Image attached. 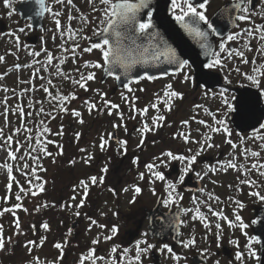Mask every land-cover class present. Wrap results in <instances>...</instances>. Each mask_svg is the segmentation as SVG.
I'll return each mask as SVG.
<instances>
[{"label":"flooded vegetation","instance_id":"flooded-vegetation-1","mask_svg":"<svg viewBox=\"0 0 264 264\" xmlns=\"http://www.w3.org/2000/svg\"><path fill=\"white\" fill-rule=\"evenodd\" d=\"M2 1L6 5L15 2L14 11L19 14L16 6L22 0ZM237 2L247 12L233 10L230 19L220 18L216 24L222 36L209 37L213 50L219 54V66L211 70L202 67L210 58L194 39L188 49H183L185 55H180L181 59L189 60L190 67L181 70L173 64L165 74H144L119 89L117 79L110 76L102 83L108 85L105 92L95 91L90 102L96 107L89 111V118L81 119V139L76 140L77 144L61 145L67 157L62 167L60 160L58 175L28 177L27 214L36 216L31 226L43 232L40 237L44 240L42 256L32 257L38 251L35 245L29 252L28 264H81L82 260L83 264H260L264 200L251 193L264 195V175H261L264 167H259L264 165V139L260 138L264 136V75L253 72V69L264 71V41L259 39L264 32L260 29L264 25V0ZM229 3L230 0H210L207 15L212 19ZM90 4L92 9L104 7L99 0H90ZM96 14L89 19L92 21ZM241 14L249 19L237 20L236 16ZM159 21L161 17L153 16L155 31L161 37ZM228 35L235 39L228 40ZM94 36H90L92 42H99L93 41ZM129 43L124 42L127 46ZM221 43L224 51L220 49ZM97 63H103V59ZM153 66L156 64L148 65ZM98 69L103 71L104 67ZM185 75H190L192 81L185 82ZM249 75H255L259 84L250 81ZM149 76L154 79H148ZM169 84L172 90L183 94L182 99H173L170 111L157 100V94L163 97ZM225 86L228 91L222 97L220 93ZM105 101L119 107L111 108ZM153 103L158 108H153ZM145 107L147 114L140 111ZM159 115L165 116L163 126L152 132L140 131L145 122L153 126L154 118ZM200 120L205 124H200ZM218 120H224L230 135L223 130H210L209 125L222 127L216 124ZM178 133L188 135V142ZM101 137L107 141L103 149ZM207 137H211L207 143L213 147L204 144L201 151ZM229 140L232 144L227 143ZM169 151L184 156L198 151L200 154L191 171L184 172L187 161L171 160L163 155ZM229 163L236 167H227ZM147 164L159 167L149 170ZM157 171L164 175L163 181L153 174ZM91 177H97V182L92 183ZM41 185L39 198L34 194ZM15 194L13 209L16 210L19 199L18 193ZM213 212L222 213L227 219ZM237 215L241 220H236ZM241 222L248 227L242 229ZM44 223L49 225L48 229L43 227ZM113 228L117 231L113 232ZM32 233L33 229L25 236V242L39 237ZM252 237L259 238L260 243H253ZM58 243L62 249L55 247ZM249 244L259 259L249 255ZM145 248L148 250L142 251ZM17 252L13 245L8 264H18ZM237 253H242L243 258L236 259ZM137 254L139 261L135 260Z\"/></svg>","mask_w":264,"mask_h":264},{"label":"rangeland","instance_id":"rangeland-1","mask_svg":"<svg viewBox=\"0 0 264 264\" xmlns=\"http://www.w3.org/2000/svg\"><path fill=\"white\" fill-rule=\"evenodd\" d=\"M46 1L48 11L44 16V38L42 29L34 30L30 20H22L15 13V2L6 5L2 1L0 5V20L7 23V30L0 31V57H3L0 60V75L3 74L0 76V227L5 244L0 249V263L3 264H8L13 245L17 247L15 257H19L18 264H28L29 252L35 245L38 251L32 257H41L40 249L44 241L40 237L43 232L31 226L36 216L27 214L26 187H19L24 197L18 204L21 209H11L4 201L10 198L11 190L18 187L17 180L28 177L30 162L34 158H39V171L43 176L53 178L58 175L60 160L62 167L67 157L61 145L77 144L81 139L80 127H83L80 121L85 116L89 118V103L95 91L105 92L108 88V85L100 83L102 70L91 67L102 58L101 53L97 49L85 51L93 43L90 36L100 28L103 13L94 11L90 0H71V3L69 0ZM96 12L97 17L91 21L89 17ZM75 30H80L81 40L77 43L69 37L71 33H77ZM34 33L38 34L39 39L32 44L26 37ZM49 56L52 57L51 62ZM5 69H9L6 75L1 73ZM93 72L95 78L87 81L86 89L72 82L79 80L81 75L87 76ZM65 76L67 86L61 96L69 97L62 105L68 111L60 109L50 113L41 107L40 93L46 86L61 85ZM73 94L75 99H71ZM21 108L23 112L19 111ZM56 108H61V105ZM74 111L79 112L80 116H75ZM53 132H56L54 136L50 135ZM8 137L12 139L9 141ZM47 138L53 139V143H47ZM45 149L47 158L44 157ZM40 191L41 188L34 195L41 198ZM17 212L21 213L20 220ZM32 229L34 237H39L34 239V245L26 246L25 236L30 235Z\"/></svg>","mask_w":264,"mask_h":264},{"label":"snow or ice","instance_id":"snow-or-ice-1","mask_svg":"<svg viewBox=\"0 0 264 264\" xmlns=\"http://www.w3.org/2000/svg\"><path fill=\"white\" fill-rule=\"evenodd\" d=\"M59 2V0H58ZM210 2V0H171V9H172V16L174 20L180 25L181 28H183L189 35L193 36L197 42L199 43L201 49H203V54L206 57L210 58V62L208 63H202V67H205L209 70L217 67L220 65L221 61L219 59V54L213 50V45L209 39L210 35L220 37L222 36V33L220 31L219 24L214 23L212 19L209 18L207 15V5ZM37 3H39L42 6V13L44 11H48V9L45 6V0H37ZM69 3H71V0H69ZM99 3L101 5H104L103 8L100 9H94V11H100L103 13V17L101 18V24L103 27L97 29L93 34L95 36L99 37V42L92 43L91 47L85 49V51L91 52L93 49L99 50V52L102 55L103 63H94L91 64V67L93 68H103L105 64L111 65L110 68L106 69L109 75H112V69L116 66H121L125 68H130L133 65L137 63H147L149 59L154 62H158L163 58L167 63L169 64H176L179 69L183 70L187 67H190L189 60L187 59H181L180 56L177 55V52L174 48L169 46L166 41L163 40L162 37H159V33L155 31V25L153 22V9L151 8V0H99ZM233 10H239L243 12H247L246 8L242 9V4L240 2H237V0H230L229 4H226L218 13V16L220 18H231V14ZM41 13V14H42ZM143 13V15H141ZM237 20H246L249 19L246 15H238L236 16ZM58 23V22H57ZM203 26V27H202ZM260 29H264V25L260 26ZM21 32L24 31L23 28L20 29ZM248 35H252L251 32H248ZM114 38V43L110 42ZM228 40H234L235 36L228 35ZM259 39L261 41H264V32L259 36ZM128 41L129 46L125 47L124 42ZM138 41H147L146 44L138 43ZM221 51L225 50V46L223 43L220 44ZM140 50L142 53H150L149 56L144 57L143 59H137L131 57L130 53L132 51ZM264 51V50H262ZM242 55V53H241ZM3 57H0V60H2ZM49 62H51L52 57H48ZM248 61H245L247 63ZM87 66V65H86ZM264 68V66H262ZM253 72H259L260 75H264V71L261 69H253ZM95 78V73H89L87 76L81 75V78L79 80H73L72 82L74 84L79 85L81 88L86 89L87 81L93 80ZM250 81H252L255 84H259V80H257L255 75H249L247 77ZM119 79V77H117ZM148 79H154V77L149 76ZM185 82L192 81V77L190 75L184 76ZM230 83V82H229ZM47 91V89H45ZM129 91L131 92L132 89L129 88ZM228 89L227 87H223L221 90L220 95L223 97L225 93H227ZM183 94L172 90V85L169 84L166 86V90L163 93V97L159 96L157 94V100H160L164 107L167 110H171L172 108V101L173 99H182ZM60 100H67L69 97L61 96L59 97ZM71 99H75V95L73 94ZM106 104H110L111 108H118L119 106L116 104H112L109 101H105ZM225 103H227V99H225ZM244 102H241V108H243ZM96 105L93 103H89V111H92L95 109ZM153 108H158V104L153 103ZM196 107H200L197 105ZM229 107H231L229 105ZM62 111H68L67 108L63 107L61 105ZM20 112H23V109H19ZM43 111V109H41ZM142 113L147 114L148 108L145 107L140 110ZM75 116L79 117L80 113L77 111H74L73 113ZM111 115V112H109ZM121 115V119H123V114ZM165 120L164 115H159L158 117L154 118L152 125L149 126L147 122L144 123V127L140 129L142 133L152 132L155 131L157 127H161L162 121ZM200 124H205V121L200 120L198 121ZM80 123H83V120L80 121ZM184 124H187L188 121H184ZM217 125H220L222 127H212L209 125L208 127L212 132H221L223 130L224 133H228L230 135L229 129L227 125L225 124L224 120H218L216 121ZM114 127H119V125H114ZM264 127V125H262ZM45 131H48V129H45ZM62 134V133H58ZM179 136L183 137L185 142H188V135L184 133H178ZM261 139H264V136L260 137ZM12 137H8V140L10 141ZM211 139V137H207L203 144H201V151L204 148V144H207V147L211 148L213 147L212 144L207 143V140ZM102 143L100 145L101 149L105 147V144L107 141L104 140L103 137H101ZM126 144L127 142H122ZM143 143V141H141ZM199 143V142H197ZM227 143L232 144V141L229 140ZM235 147V145H232ZM189 151H192L189 149ZM200 154L198 151L196 154L192 156H184V155H176L172 153L171 151L163 154L169 157L171 160H179L181 162L187 161V166L183 169L184 172L191 171V165L195 163L197 156ZM254 156H258L259 153H253ZM91 159V157H89ZM161 164L164 163L163 160L160 161ZM146 167L151 170L154 167H159V165L154 164H147ZM227 167L235 168L236 165L229 163ZM253 167H257V165H253ZM259 167H264V165H259ZM11 171V168L8 169ZM104 171H107V169H104ZM155 177L161 181L165 179L164 175L157 171L153 173ZM199 175V174H197ZM261 175H264V172L261 173ZM141 178H143V173L141 174ZM91 182L96 183L97 177H91ZM181 180H183V176L180 177ZM102 182V180H101ZM244 183H248V181H244ZM173 185L170 183L169 188H172ZM85 188H87V184H85ZM41 190H43V186L41 185ZM137 192L140 191L139 188L136 189ZM34 194V193H33ZM253 196H259L261 200H264V195H261L259 192H253L251 193ZM171 196V194H170ZM19 199V197H17ZM239 203V202H237ZM83 205V201H81V205ZM46 206V205H44ZM243 205H241L242 207ZM19 207V206H18ZM26 210V209H25ZM79 215V213H76ZM213 215L220 216L222 219H227V217H224L222 213L213 212ZM203 219V217L201 216ZM236 220H241V217L239 215L236 216ZM92 223H95V221H92ZM232 222L229 221V225L231 226ZM208 225L206 224L205 227ZM242 229L247 228L248 225L244 224L243 222L239 225ZM17 227H19V221H17ZM43 227L45 229H48L49 225L47 223L43 224ZM101 227H104L101 225ZM217 228L220 227L219 224L216 225ZM113 232H116L117 229L113 228ZM111 237H107V239H110ZM253 243H260L259 238L252 237L250 238ZM98 242V241H94ZM146 243V242H145ZM191 243H194L192 241ZM34 241H28V244L26 246H32L34 245ZM5 246L4 244V237L2 233V227H0V249H3ZM55 247L57 249H62L61 244H56ZM151 247V245H149ZM165 248H168L167 245L164 246ZM249 248V255L259 259V257L256 255V252L252 249L251 244L248 245ZM148 249L145 248L142 251H147ZM94 253V250H92ZM115 251V249H113ZM168 251L171 252V248H168ZM243 254L237 253L236 259H242ZM135 260H140V255L137 254L135 256ZM81 264H83V260L81 261Z\"/></svg>","mask_w":264,"mask_h":264},{"label":"water","instance_id":"water-1","mask_svg":"<svg viewBox=\"0 0 264 264\" xmlns=\"http://www.w3.org/2000/svg\"><path fill=\"white\" fill-rule=\"evenodd\" d=\"M155 4L158 5V9L160 12L156 13L154 12L153 16L157 15L158 17H161V21H159V24L162 25V33L161 37L164 41L167 42L169 46L172 48H177V55H185L183 52V49L189 48V43H191V40H194L195 38L191 35H189L183 28L180 27V25L174 20L173 17L170 15V5L171 0H151V8L153 10L157 9L155 7ZM18 10L22 14V18H31L32 24L36 29H38L40 26L43 25V17L45 11L42 13V6L37 3V0H27L25 2H22L19 4ZM220 10L213 16L212 20L214 23H217L220 19L218 16V13ZM42 13V14H41ZM143 13H141L142 15ZM2 30H5V23H1ZM32 42L37 41V36H32L28 38ZM95 41H99V37L94 38ZM114 43V38L112 41ZM128 43V41H125ZM125 47H128L125 45ZM176 50V49H175ZM131 57L137 58V59H143L144 57L149 56L148 54H142L139 50L138 51H132L130 53ZM163 59V58H162ZM153 67H148V65H154ZM173 64L167 63L164 59L160 60L158 62L149 61L147 63H137L133 65L130 68H125L121 66H116L112 69L113 74L109 75L106 69L110 68L111 65L105 64L103 75H102V81H105L109 76L119 77L117 79V86L118 89L125 86L129 80L132 79H139L142 75L148 74V75H156L160 76L162 74H165L166 71L171 70V66ZM169 66V67H168ZM168 67V68H167ZM261 224H264V211L261 214ZM260 264H264V238L262 241V258L260 261Z\"/></svg>","mask_w":264,"mask_h":264},{"label":"trees","instance_id":"trees-1","mask_svg":"<svg viewBox=\"0 0 264 264\" xmlns=\"http://www.w3.org/2000/svg\"><path fill=\"white\" fill-rule=\"evenodd\" d=\"M61 92H62L61 87L50 86L48 89V92L46 94L45 100L43 101V103L41 102L42 105H44V108L48 109V111L50 112L51 108L49 107V105L51 104L53 106V105H55V103H57V101H55V99H57V98L59 99V97H61Z\"/></svg>","mask_w":264,"mask_h":264}]
</instances>
